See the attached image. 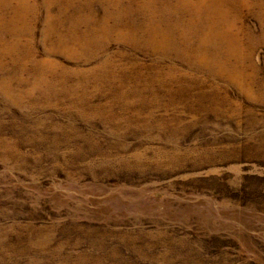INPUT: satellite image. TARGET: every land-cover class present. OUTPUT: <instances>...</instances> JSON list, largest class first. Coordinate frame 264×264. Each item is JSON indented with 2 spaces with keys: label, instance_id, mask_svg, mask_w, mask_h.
<instances>
[{
  "label": "rangeland",
  "instance_id": "obj_1",
  "mask_svg": "<svg viewBox=\"0 0 264 264\" xmlns=\"http://www.w3.org/2000/svg\"><path fill=\"white\" fill-rule=\"evenodd\" d=\"M0 264H264V0H0Z\"/></svg>",
  "mask_w": 264,
  "mask_h": 264
}]
</instances>
